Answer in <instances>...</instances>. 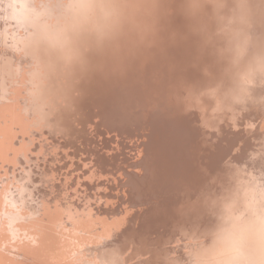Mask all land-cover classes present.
<instances>
[{"label": "bare ground", "instance_id": "6f19581e", "mask_svg": "<svg viewBox=\"0 0 264 264\" xmlns=\"http://www.w3.org/2000/svg\"><path fill=\"white\" fill-rule=\"evenodd\" d=\"M183 3L184 0H0V21H6L0 25V43L13 44L22 57L29 56L40 66L30 75L19 57L0 53V102H7L16 115L30 114L29 123L37 131L50 132L59 150L71 147V155L64 153L63 165H74H67L72 174L62 172L58 163L52 164L53 169L47 173L33 170L40 187L26 185L36 201L27 207L39 216L22 226L32 228L37 243L20 250L18 254L25 257L23 264H164L155 255L160 244L157 242L164 239L158 234L157 239L149 238L145 232L151 226L149 220L156 222L160 216L168 215L182 224L190 222L201 231L216 230L210 242L196 244L200 245L199 251L194 247L197 259L204 255L212 258L213 253L219 256L222 249L229 251L224 258L205 260L206 257L193 264H259L264 259L263 232L252 221L256 213L264 218V131L260 124L255 130L241 127L239 132L231 131L235 125L260 122L264 117V74L253 71L255 62L250 53L236 54L222 34H214V26L209 23L208 29L213 31L211 46L194 66L182 70L188 94L181 100L185 114L177 118V123L191 129L193 122H199L221 133L214 150L201 159L195 155L201 152L197 133L189 135L182 146L171 145L168 125L153 124L149 136L146 127H123L115 122L107 105L101 112L89 102L100 84L85 76L88 66L98 63L105 54L120 49L132 53L146 46V23L161 9H173L174 15L167 20L182 29ZM9 4L15 7H7ZM21 5L23 9L17 11ZM245 55L251 66L237 71L234 63L245 61ZM224 63L232 71L228 72L232 83L226 75L218 77ZM203 65H207V72H201ZM3 74L9 76L7 84ZM13 74L17 78H11ZM23 74L27 79L21 78ZM17 85L25 89L26 96L11 95ZM2 122L0 143L11 140ZM41 122L44 125L37 127ZM31 131L30 126L21 127L15 139L20 147L12 148L17 152H10V159L6 152H0V190L10 182L4 178L14 177L25 166V158L35 155L22 152ZM109 131H114L113 137H105ZM123 133L131 140L126 146L128 151L137 149L133 160L115 152L124 146ZM233 136L243 140V146L231 155L237 142H233ZM36 142L43 145L42 140ZM88 144H92V152H79L88 149ZM146 148L149 159L140 165L144 173L136 175L143 169L132 164L146 154ZM242 153L246 155L240 159ZM40 155L43 160L49 159L43 153L34 157ZM124 158L129 166L119 165ZM155 167L165 173L173 169L175 182L165 189L167 193L155 176ZM143 185L155 194L150 196L154 199L137 202L132 191ZM229 185L234 188L229 189ZM169 190L177 193L169 197ZM129 193L134 196L131 200ZM24 197L27 199L28 192ZM219 206L227 216L222 215ZM165 228L159 230L163 232ZM184 236L183 241L188 235ZM6 240L0 234V264H18L8 254L11 248L6 249ZM178 244L171 250L180 247ZM187 249L186 255L193 251L191 247L189 252ZM201 251H205L202 257Z\"/></svg>", "mask_w": 264, "mask_h": 264}, {"label": "clouds", "instance_id": "9594fccd", "mask_svg": "<svg viewBox=\"0 0 264 264\" xmlns=\"http://www.w3.org/2000/svg\"><path fill=\"white\" fill-rule=\"evenodd\" d=\"M7 7L15 6L9 4ZM181 8L184 19L182 29L167 20L174 15L173 9H161L146 23V46L132 53L120 49L116 53L105 54L98 63L88 66L85 76L98 80L100 84L89 102L101 112L107 105L117 124L146 127L149 136L153 124H166L170 144L180 146L195 132L201 140L202 155L204 149L214 150L221 133L218 128H205L199 122H193L191 129L177 123V118L185 114L181 100L188 94L182 70L194 66L211 46L213 31L208 29V25L212 23L214 34H222L236 54L250 53L255 62L253 71L264 74V0H220L219 3L216 0H184ZM22 9L23 5L17 11ZM201 72H207V65L201 67ZM257 124L264 131V123L261 122L235 125L231 131L239 132L241 127L245 131L249 127L255 130ZM242 146L243 140H238L231 155ZM145 159H149L147 148L146 154L134 161L132 166L141 167ZM35 167L25 158V166L14 177H5L4 180L10 182L0 190V234L7 237L5 247L11 248L8 254L18 264H23L25 260L23 255L18 254L20 250L35 247L37 243L32 228L22 226L39 216L27 207L36 201L26 185L31 183L34 188L40 187L34 180ZM143 173L144 169L136 175ZM155 176L162 186L175 182L173 169L165 173L155 167ZM25 192H28L27 199ZM259 264H264V259Z\"/></svg>", "mask_w": 264, "mask_h": 264}, {"label": "rangeland", "instance_id": "374dc122", "mask_svg": "<svg viewBox=\"0 0 264 264\" xmlns=\"http://www.w3.org/2000/svg\"><path fill=\"white\" fill-rule=\"evenodd\" d=\"M6 23V21H0V25H3L4 26V24ZM20 52L21 51H19V50H17V49H15L14 48V46H13V44L11 45V46H8V44L7 43H5V42H2V43H0V53H6V54H13V55H16L17 57H19V60L18 61H20V63H21V66L27 71V73L28 74H30L31 75V73L33 74V72H36L38 69H39V65H37V63H35L34 61V59L32 60L29 56H26V55H23V57L21 56L22 54H20ZM245 61H242V60H238L236 63H234V67H235V69L238 71L239 69H243V70H248L249 68H250V66H251V60H250V58L248 57V56H246L245 55ZM30 60V61H29ZM11 63L10 62H7V65H10ZM37 66H36V65ZM35 69H37V70H35ZM229 71H231V70H228V65L227 64H223V70H222V72L219 74V78H221V77H223L224 75H226V80H228L229 81V83H232L231 82V78H232V74H229L228 72ZM232 72V71H231ZM23 73V72H22ZM8 75L7 74H3V80H4V83L5 84H7L8 83ZM10 77H11V75H10ZM14 77V74L12 75V77L11 78H13ZM15 78H17V77H14V79ZM21 78H26L27 79V76L25 75V74H23L22 76H21ZM0 80H1V77H0ZM22 87L21 86H15L13 89H12V92H11V95H18L19 97L21 96V95H23V96H26V91H25V89H21ZM17 90H19L18 91V94H17ZM264 106V105H263ZM9 106H8V104H7V102H0V124H2L3 122L2 121H5V124H4V126H5V129H6V131L8 132V133H10V137H11V140L10 141H4V142H2V143H0V152H6V157L8 158V159H10L11 157H12V154L10 153V152H17V151H15V150H13L12 148H18V147H20V145L15 141V139H16V137H17V134L20 132V130H21V127L23 126V125H27V126H30L32 129H33V133H32V131H31V133L32 134H30V135H28V139L29 140H27V141H25V143H24V146H23V149H22V152H27V153H30V154H35V155H39L40 153H43V154H45L46 156H47V158H49V159H47V160H43L42 159V157H41V155H40V157H34V156H31V155H28V158H29V161L32 163V164H35L36 165V167L33 169V170H35V171H45L46 173L47 172H49L51 169H53V166H52V164H54V163H58L59 164V169L62 171V172H69L70 174H72V172L68 169V166H74L72 163H68V164H66V165H63V161H64V153H67L68 155H71L72 153H69L68 151L69 150H71V147H68V148H62V151L61 150H59L58 149V147H57V141L55 140V138L51 135V134H48V133H50V132H48V131H45L44 129L42 130V131H37V130H35L34 129V127H33V125L32 124H30L29 123V121L32 119V117H31V115L30 114H22V115H16L15 114V110H13V109H10V108H8ZM13 111H14V114H13ZM264 116V115H263ZM95 118V117H94ZM263 119V121L261 120L260 122L261 123H264V117L262 118ZM42 125H44V122L42 123L41 122V125H39V123H38V126L37 127H41ZM123 127H125V126H123ZM126 127H131V126H126ZM131 129L133 130H136V127H131ZM114 131H109L108 133H105V137L106 136H109V137H113V135H114V133H113ZM110 133H111V135H110ZM26 133H24V135H25ZM125 134L123 133V139H121V140H123L124 141V146L123 147H119V149L118 150H116L115 152L118 154V155H120V156H125L126 158H128L129 160H133V153L135 152V151H137V149H136V147H134V149H129V151H128V148L126 147L128 144H130V142H131V140L130 139H128L126 136H124ZM101 137H102V135H100ZM60 138H62V136H60ZM133 138H138V136H134L133 135ZM110 139V138H109ZM128 139V140H127ZM41 141L42 140V142H43V145H40V143L41 142H36V141ZM127 140V141H126ZM130 141V142H129ZM235 141H237L236 140V137H234L233 136V142L235 143ZM36 142V143H35ZM111 143V141H109V144ZM42 144V143H41ZM126 144V145H125ZM71 146V145H70ZM92 146V144H88V149H81V150H79V152H92L91 150H90V147ZM109 149V148H108ZM226 149V148H225ZM208 150V151H207ZM110 151V150H109ZM225 151V150H224ZM77 152H78V150H77ZM121 152V153H120ZM207 152V153H206ZM227 152V151H226ZM226 152H224L223 154H222V157L224 156V154L226 153ZM175 153H177L178 154V150L176 149L175 150ZM174 153V151H173V155H177V154H175ZM205 153L207 154V156L209 155V149H204V152H203V154L201 155L200 154V152H196L195 153V155H196V158H202V157H206V155H205ZM211 153V152H210ZM243 154V156H241ZM242 154H240L239 155V158L241 159V157L242 158H244V156L246 155L245 153H242ZM215 155H216V153H215ZM54 156V160L52 159V157ZM217 156V155H216ZM126 158H124L122 161H121V163L119 164V165H126V166H129L128 164H127V162H128V160H126ZM131 158V159H130ZM18 159L19 158H17L16 160V163H17V165H18V163L20 162V161H18ZM68 165V166H67ZM19 166V165H18ZM240 170H241V168H240ZM77 170L76 169H74L73 170V172H76ZM171 184H166L165 185V187H164V185L162 186V189L165 191V189H167V188H169V186H170ZM144 186V185H143ZM130 187V185L128 186V188ZM142 188H145V190L143 191V189ZM228 188L229 189H233L234 188V185H229L228 186ZM140 190V191H139ZM162 190V191H163ZM134 194L133 195H135V197H136V200H137V202H140V201H144V200H146V201H149L151 198L152 199H154L153 197H150L151 195H155V194H152V193H150V191L149 190H146V186H144V187H139V186H135L134 187V190L132 191ZM166 192V191H165ZM136 193V194H135ZM147 193V194H146ZM167 193V192H166ZM168 193H170L168 196L169 197H171V196H174L173 195V193L175 194V193H177V191H175L174 190V192L172 191H170L169 190V192ZM160 194H162V195H166L167 196V194H163V193H161L160 192ZM179 194V193H178ZM133 195H131L130 197H129V199L131 200V199H133ZM158 196V195H157ZM260 202V201H259ZM258 202V203H259ZM226 203V202H225ZM218 206V205H217ZM219 208L222 210V208L219 206ZM223 212H221L222 213V215H226L227 216V214L226 213H224V209L222 210ZM170 215H168V217H169ZM168 217H163V216H160L159 218H158V220L155 222V221H152V220H149L150 221V223H149V225H151V226H153L152 224H155L156 226L154 227H149L147 230L148 231H144L145 232V234L147 233V236L149 237V238H153V239H157V234H158V238L160 237V238H163L164 240H162V241H158L157 242V244H159V249H156V250H158V252L157 253H155V255L157 256V258H160L162 261H164V264H168L169 262V264H174V263H176V264H188V263H190V264H193V263H195V262H193V261H202V260H204V258H206L207 256H205L204 254H205V251H201L200 253L202 254V253H204V254H200V256L202 257L203 255L205 256H203V258L202 259H200L199 257L200 256H198L199 254H197V256H198V258L199 259H197V257L195 256V251H194V247H196L197 246V250L198 249H200V245L202 246V244H204V243H206L207 244V242H210L209 240L211 239V237H213L215 234H216V230L214 229L213 231L212 230H204V231H201V230H198V229H195V226L193 225V224H191L190 222H188V223H186V224H182L181 222H179L180 220H176L175 218H176V215L174 216V219H175V221L173 220V218H172V216L171 217H169V219L170 220H167V218ZM164 218V219H163ZM228 219H230L231 221H236V220H234V219H232V218H228ZM173 220V221H172ZM162 222V226H161V222ZM252 221L254 222V223H256L257 224V226H259V229L260 230H262V235H263V237H264V218L263 217H261V216H259L257 213L256 214H254V216L252 217ZM154 222V223H153ZM159 223V225H158V223ZM171 222V223H170ZM179 222V223H178ZM171 224L170 226L168 225V224ZM173 223H175V225L173 224ZM182 225H181V224ZM174 225V226H173ZM178 225H179V227H178ZM232 225H234V224H232ZM181 226V227H180ZM157 227H158V229H157ZM159 227H160V229L161 230H163L165 227V229L167 230V233L170 231H172L171 233H168V234H166V230H164L163 232H164V235H163V232H161V230H159ZM167 227H168V229L169 228H171V229H167ZM177 227V228H176ZM184 227V228H183ZM179 228V229H178ZM176 230V231H179L180 230V232L182 233V234H180V236L179 237H177V235H179L178 233H180V232H176V231H173V230ZM233 228H231V230H232ZM152 230V231H151ZM155 230V231H154ZM159 231V232H156V231ZM198 232H197V231ZM183 232H184V234H183ZM160 233V234H159ZM175 233H177V234H175ZM161 234H162V236H161ZM186 234V236L188 235L189 236V238H188V236L184 239V241H183V236ZM193 234H194V236L195 237H197V238H194V236H193ZM165 235H168V236H165ZM181 235H183L182 236V238H181ZM193 236V238H192V236ZM156 237V238H155ZM174 238L173 240H172V238ZM185 237V236H184ZM176 238V239H175ZM191 238H192V240H191ZM198 238H200V239H198ZM194 239V240H193ZM188 240H191V241H188ZM182 241L185 243L186 241V243L184 244V243H182ZM177 242V243H176ZM188 242H192L190 245H189V243ZM196 242V243H195ZM180 244V247H176L177 249H175V251L174 250H171L172 249V247L171 246H174V244L176 245V244ZM195 243V244H194ZM199 244L200 243V245H196V244ZM202 243V244H201ZM216 243V242H215ZM171 244V245H170ZM178 244V245H179ZM184 244V245H183ZM186 244H187V247L186 248H188L187 249V251L189 250H191L192 249V246L193 245H195V246H193V251H194V253H192L193 251H191L190 252V254H187L186 255V248H184L185 246H186ZM193 244V245H192ZM217 244V243H216ZM177 245V246H178ZM184 246V247H183ZM189 246V247H188ZM175 247V246H174ZM183 247V249L185 250V252L183 253V251L184 250H182V249H180L181 250V252H180V250H179V248H182ZM190 247H191V249H190ZM160 249H163V250H160ZM160 250V251H159ZM171 250V251H170ZM201 250H204V249H202L201 248ZM173 251V252H172ZM188 251V252H189ZM199 251V250H198ZM222 253H221V255L219 254V256H218V254L216 253H213V254H211L212 255V258H208L207 257V259H205V260H211V259H218V258H221L222 256H223V258H224V255H227L228 253H229V251L228 250H224V249H222ZM226 253H225V252ZM187 252V253H188ZM220 253V252H219ZM176 254V255H175ZM179 254V255H178ZM215 254V255H214ZM188 255H190V256H188ZM214 255V256H213ZM166 256H169L168 258L166 257ZM174 256V257H173ZM186 256H187V258H186ZM193 256L195 257V258H193ZM216 256V257H215ZM171 257V258H170ZM180 257H182V258H180ZM191 257H192V259H191ZM211 257V256H210ZM187 260H186V259ZM189 259H191V260H189ZM184 261V262H183ZM191 261V262H190ZM186 262V263H185ZM221 264H227V262H225V261H222L221 262Z\"/></svg>", "mask_w": 264, "mask_h": 264}]
</instances>
